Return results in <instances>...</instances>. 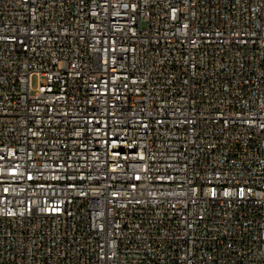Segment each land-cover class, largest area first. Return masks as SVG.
Instances as JSON below:
<instances>
[{
	"label": "built area",
	"instance_id": "obj_1",
	"mask_svg": "<svg viewBox=\"0 0 264 264\" xmlns=\"http://www.w3.org/2000/svg\"><path fill=\"white\" fill-rule=\"evenodd\" d=\"M0 264H264V0H0Z\"/></svg>",
	"mask_w": 264,
	"mask_h": 264
},
{
	"label": "rangeland",
	"instance_id": "obj_2",
	"mask_svg": "<svg viewBox=\"0 0 264 264\" xmlns=\"http://www.w3.org/2000/svg\"><path fill=\"white\" fill-rule=\"evenodd\" d=\"M36 84V79H34V85Z\"/></svg>",
	"mask_w": 264,
	"mask_h": 264
}]
</instances>
